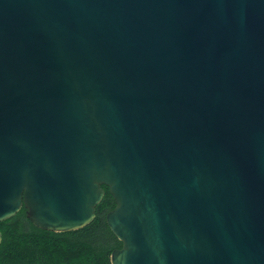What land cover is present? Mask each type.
<instances>
[{
    "label": "water",
    "instance_id": "water-1",
    "mask_svg": "<svg viewBox=\"0 0 264 264\" xmlns=\"http://www.w3.org/2000/svg\"><path fill=\"white\" fill-rule=\"evenodd\" d=\"M104 185L112 264H264V0H0V222Z\"/></svg>",
    "mask_w": 264,
    "mask_h": 264
},
{
    "label": "trees",
    "instance_id": "trees-1",
    "mask_svg": "<svg viewBox=\"0 0 264 264\" xmlns=\"http://www.w3.org/2000/svg\"><path fill=\"white\" fill-rule=\"evenodd\" d=\"M90 224L71 231H51L33 224L22 208L0 222V264H112L111 253L122 241L111 230L107 212L115 206L109 187Z\"/></svg>",
    "mask_w": 264,
    "mask_h": 264
}]
</instances>
